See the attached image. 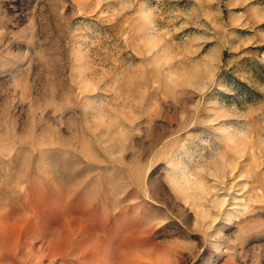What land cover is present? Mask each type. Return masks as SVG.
<instances>
[{"label":"rangeland","instance_id":"rangeland-1","mask_svg":"<svg viewBox=\"0 0 264 264\" xmlns=\"http://www.w3.org/2000/svg\"><path fill=\"white\" fill-rule=\"evenodd\" d=\"M0 264H264V0H0Z\"/></svg>","mask_w":264,"mask_h":264}]
</instances>
